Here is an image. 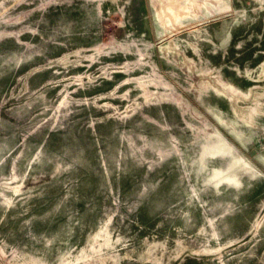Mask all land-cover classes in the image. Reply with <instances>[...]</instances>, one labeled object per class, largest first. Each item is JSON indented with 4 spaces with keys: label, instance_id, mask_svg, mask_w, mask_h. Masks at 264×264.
<instances>
[{
    "label": "rangeland",
    "instance_id": "374dc122",
    "mask_svg": "<svg viewBox=\"0 0 264 264\" xmlns=\"http://www.w3.org/2000/svg\"><path fill=\"white\" fill-rule=\"evenodd\" d=\"M0 264H264V0H0Z\"/></svg>",
    "mask_w": 264,
    "mask_h": 264
}]
</instances>
